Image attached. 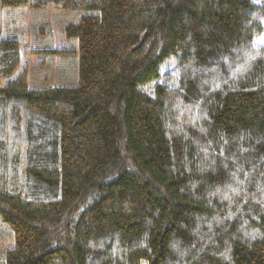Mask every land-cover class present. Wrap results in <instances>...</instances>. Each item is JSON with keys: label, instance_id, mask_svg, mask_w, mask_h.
<instances>
[{"label": "trees", "instance_id": "16d2710c", "mask_svg": "<svg viewBox=\"0 0 264 264\" xmlns=\"http://www.w3.org/2000/svg\"><path fill=\"white\" fill-rule=\"evenodd\" d=\"M14 9L99 12L31 53L74 84L29 88ZM263 33L252 0H0V264H264Z\"/></svg>", "mask_w": 264, "mask_h": 264}, {"label": "rangeland", "instance_id": "374dc122", "mask_svg": "<svg viewBox=\"0 0 264 264\" xmlns=\"http://www.w3.org/2000/svg\"><path fill=\"white\" fill-rule=\"evenodd\" d=\"M254 4H264V0H252ZM10 11V9H8ZM7 12V10H6ZM14 20L27 25L25 37L27 40V60L29 65L28 86L30 89H42L50 86H59L61 84H74L76 62L74 56H34L31 53H42L48 48L56 49L64 47L72 49L75 42L66 40L62 29L68 24H75L85 16H96L99 12L85 11H22L21 9L12 10ZM48 21L47 31L40 35L39 30L45 28ZM25 25V26H26ZM49 31V32H48ZM259 44H264V33L259 39ZM70 52V51H69ZM170 75L166 77L168 82H172L176 77L175 62L172 61L168 68ZM166 76V75H165ZM67 80V81H66ZM12 233L0 222V262L5 254L12 248Z\"/></svg>", "mask_w": 264, "mask_h": 264}, {"label": "water", "instance_id": "95a60500", "mask_svg": "<svg viewBox=\"0 0 264 264\" xmlns=\"http://www.w3.org/2000/svg\"><path fill=\"white\" fill-rule=\"evenodd\" d=\"M142 41V40H141Z\"/></svg>", "mask_w": 264, "mask_h": 264}]
</instances>
